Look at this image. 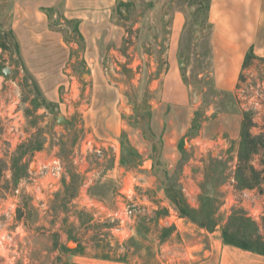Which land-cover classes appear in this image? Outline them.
Listing matches in <instances>:
<instances>
[{"label":"rangeland","instance_id":"rangeland-1","mask_svg":"<svg viewBox=\"0 0 264 264\" xmlns=\"http://www.w3.org/2000/svg\"><path fill=\"white\" fill-rule=\"evenodd\" d=\"M196 2L0 0V264H264L222 242L235 211L264 236V179L238 178L243 114L264 134V66L236 93Z\"/></svg>","mask_w":264,"mask_h":264},{"label":"crops","instance_id":"crops-1","mask_svg":"<svg viewBox=\"0 0 264 264\" xmlns=\"http://www.w3.org/2000/svg\"><path fill=\"white\" fill-rule=\"evenodd\" d=\"M45 1L49 2L48 7L57 4V0ZM119 1L127 3L129 0ZM156 12L159 11L151 9L148 13L153 15ZM208 20L213 25L211 44L214 63L226 66L225 80L239 77L249 49L252 47L258 55L257 50L264 48V0H212ZM184 22L183 13L176 11L168 27L170 41L166 55L173 68L166 74L168 79L176 74L178 80L180 75L178 51ZM212 260H204L201 264H210Z\"/></svg>","mask_w":264,"mask_h":264},{"label":"trees","instance_id":"trees-1","mask_svg":"<svg viewBox=\"0 0 264 264\" xmlns=\"http://www.w3.org/2000/svg\"><path fill=\"white\" fill-rule=\"evenodd\" d=\"M211 1L212 0H197V2L193 5H197L199 9H206L207 26L210 28L212 37L213 25L208 20ZM189 12L191 15L194 14L196 10L194 12H191L190 10ZM255 63H259L264 66V57L256 55L254 49L251 47L247 52L242 64V68L235 86L236 93H238L242 84L248 78L245 76L246 72L251 71V69L253 70ZM181 71H183L182 64ZM236 93L234 96L237 98L238 95ZM243 116L244 118L241 127V144L238 162V178L241 181L243 180L244 184L242 189L251 190L254 189L256 185L260 184L264 179L262 178L264 177V134H254L253 130L255 127H257L254 122V117L248 113H244ZM258 155H260V170H257L253 164L254 157ZM255 180H258L256 184ZM162 184L170 201L180 210L182 215L186 214V212L183 210L184 203H182L181 196H179L176 192L177 190H174L172 184H168L166 179L162 181ZM184 217L191 219V221L196 223L192 217ZM201 227L206 226L202 224ZM222 242L227 246L235 247L243 251L264 257V236L261 234V226L241 211H235L229 218L226 225H224L222 230Z\"/></svg>","mask_w":264,"mask_h":264},{"label":"water","instance_id":"water-1","mask_svg":"<svg viewBox=\"0 0 264 264\" xmlns=\"http://www.w3.org/2000/svg\"><path fill=\"white\" fill-rule=\"evenodd\" d=\"M5 74H6V75H8V74H9V71H8V70H6V71H5ZM62 122H63V120H62V119H60V120H59V124H61ZM148 164H149V163H148ZM148 164H147V166H148ZM149 166H150V165H149Z\"/></svg>","mask_w":264,"mask_h":264},{"label":"built area","instance_id":"built-area-1","mask_svg":"<svg viewBox=\"0 0 264 264\" xmlns=\"http://www.w3.org/2000/svg\"><path fill=\"white\" fill-rule=\"evenodd\" d=\"M56 164H58L59 173L61 171V167L59 166V161H56Z\"/></svg>","mask_w":264,"mask_h":264},{"label":"bare ground","instance_id":"bare-ground-1","mask_svg":"<svg viewBox=\"0 0 264 264\" xmlns=\"http://www.w3.org/2000/svg\"><path fill=\"white\" fill-rule=\"evenodd\" d=\"M148 166H149V164H148ZM71 246H73V245H71Z\"/></svg>","mask_w":264,"mask_h":264}]
</instances>
